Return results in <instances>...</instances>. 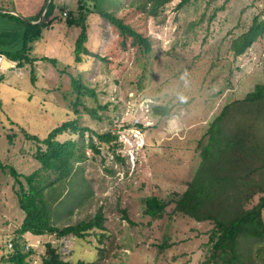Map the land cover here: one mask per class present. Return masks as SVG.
I'll return each mask as SVG.
<instances>
[{
	"label": "rangeland",
	"instance_id": "rangeland-1",
	"mask_svg": "<svg viewBox=\"0 0 264 264\" xmlns=\"http://www.w3.org/2000/svg\"><path fill=\"white\" fill-rule=\"evenodd\" d=\"M177 1L157 16L131 13L126 18L149 36L150 49L144 56L135 48H121L108 20L97 14L89 17L83 42L87 52L84 49L81 61H75L81 29L67 26L64 19L77 0H52L53 27L43 28L26 52L35 60L11 72L19 74L13 75L15 80L5 73L0 79V258L14 239L22 251H29V264H41L47 242L69 262L199 264L204 258L210 221L174 213L173 204L152 220L144 214V199H168L183 190L198 164L197 141L210 115L225 102L242 98L255 84H264V32L237 56L226 49L254 15L264 21V0H213L208 5V0H196L175 10ZM41 3L42 20L46 6ZM16 4L17 0H0L2 8ZM71 78L86 86L78 102ZM160 103H174L178 115H155L151 107ZM71 118H77L85 142L93 138L98 152L86 148V159L74 165L66 207L62 211L58 206L56 223L75 224L100 209L103 230L92 228L83 237L62 238L16 232L22 213L15 195L18 185L7 173L8 166L21 174L33 168L32 146L24 142L21 127L42 137ZM106 131L116 139L108 143L93 136ZM115 141L120 145L113 147ZM95 232H103L101 242Z\"/></svg>",
	"mask_w": 264,
	"mask_h": 264
},
{
	"label": "trees",
	"instance_id": "trees-1",
	"mask_svg": "<svg viewBox=\"0 0 264 264\" xmlns=\"http://www.w3.org/2000/svg\"><path fill=\"white\" fill-rule=\"evenodd\" d=\"M172 1L77 0L76 8L66 12L64 19L67 26H78L81 29L75 41V61H81L80 53L85 49L83 42L87 39L88 18L96 14L110 22L121 48H135L144 56L150 49L149 36L126 18L131 13L145 17L157 16ZM195 1L178 0L174 9L182 10ZM212 1L208 0L206 5ZM53 7L50 0L43 15L46 18L25 24L21 46L7 55L8 59L16 62V67L35 60L26 55L30 49L29 43L40 38L43 28L51 27L55 17H51ZM123 10L125 14L121 15ZM263 32L264 21L254 15L246 29L231 37L226 49L237 56ZM50 61L53 64L56 62L53 58ZM35 79L31 71L30 80L34 82ZM71 84L78 102L86 86L74 78H71ZM86 90L92 96L95 95L92 89L87 87ZM151 111L159 116H176L179 107L174 103H160L153 104ZM76 120L71 118L61 121L42 137L30 134L21 127L24 142L32 146L29 152L33 168L21 174L13 166H8L7 173L18 185L15 195L22 213L16 232L34 235L47 233L62 238L68 234L83 237L92 228L103 230L100 209L91 218L75 224L58 226L56 223L59 217L58 206L62 211L66 207V187L73 183L74 176L71 175L75 170L74 165L86 159V148L98 152L92 137L84 141L83 129ZM204 128L197 141L198 164L185 188L180 192H172L173 195L168 199L147 196L144 199V214L152 220L161 218L166 208L173 204L174 213H181L199 222L210 221L212 227L207 231L206 252L199 264H264V84L257 83L242 98L225 102L218 112L210 115ZM66 134L71 135L58 138ZM93 136L108 143L116 139V135L110 131L93 132ZM111 145L114 147L120 144L115 141ZM70 202L72 205L74 199L71 198ZM124 218L127 216L124 215ZM102 235L103 232H95L99 242ZM19 243L15 239L10 242V251L1 256L0 261L7 259V264H29L26 261L29 251H22ZM41 264L91 263L81 259L74 262L64 260L58 249L47 242Z\"/></svg>",
	"mask_w": 264,
	"mask_h": 264
},
{
	"label": "crops",
	"instance_id": "crops-1",
	"mask_svg": "<svg viewBox=\"0 0 264 264\" xmlns=\"http://www.w3.org/2000/svg\"><path fill=\"white\" fill-rule=\"evenodd\" d=\"M43 1L45 0H17V4L13 7H0V55L7 57L8 54H12L21 46L22 33L26 28L25 24L28 22L36 23L41 20V17H38L36 20L34 18L40 12L42 8L41 2ZM21 16L27 20H24ZM52 27L53 24L50 28ZM10 61L12 64H10L9 68L4 71L0 70V79L3 73L6 76L10 75L11 80H15L14 76L19 75L18 73L12 74L11 72H15L23 66L16 67V62L13 60Z\"/></svg>",
	"mask_w": 264,
	"mask_h": 264
},
{
	"label": "water",
	"instance_id": "water-1",
	"mask_svg": "<svg viewBox=\"0 0 264 264\" xmlns=\"http://www.w3.org/2000/svg\"><path fill=\"white\" fill-rule=\"evenodd\" d=\"M50 0H45L44 2V6H47V4H48V2H49ZM22 17V16H21ZM24 20H27L26 18H24V17H22ZM10 64H11V61L7 58V57H5V56H3V55H0V70H5L6 68H8L9 66H10Z\"/></svg>",
	"mask_w": 264,
	"mask_h": 264
},
{
	"label": "built area",
	"instance_id": "built-area-1",
	"mask_svg": "<svg viewBox=\"0 0 264 264\" xmlns=\"http://www.w3.org/2000/svg\"><path fill=\"white\" fill-rule=\"evenodd\" d=\"M9 245H10V243H9Z\"/></svg>",
	"mask_w": 264,
	"mask_h": 264
}]
</instances>
